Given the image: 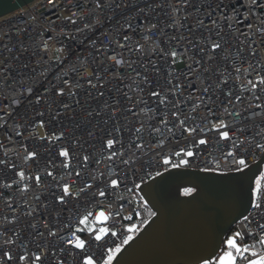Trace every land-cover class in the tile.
<instances>
[{
  "label": "built area",
  "instance_id": "built-area-1",
  "mask_svg": "<svg viewBox=\"0 0 264 264\" xmlns=\"http://www.w3.org/2000/svg\"><path fill=\"white\" fill-rule=\"evenodd\" d=\"M264 152V0H32L0 16V264H105L137 186ZM264 264V185L227 236Z\"/></svg>",
  "mask_w": 264,
  "mask_h": 264
},
{
  "label": "water",
  "instance_id": "water-1",
  "mask_svg": "<svg viewBox=\"0 0 264 264\" xmlns=\"http://www.w3.org/2000/svg\"><path fill=\"white\" fill-rule=\"evenodd\" d=\"M31 1L0 0V16ZM263 164L264 152L240 169L171 167L140 183L137 191L153 214L108 264L210 261L229 228L246 214ZM185 187L192 190L183 193Z\"/></svg>",
  "mask_w": 264,
  "mask_h": 264
},
{
  "label": "rangeland",
  "instance_id": "rangeland-1",
  "mask_svg": "<svg viewBox=\"0 0 264 264\" xmlns=\"http://www.w3.org/2000/svg\"><path fill=\"white\" fill-rule=\"evenodd\" d=\"M261 178L264 181V164H263L262 171L258 174V176L255 178V181H254V186H253L254 199L258 198V196L261 192V189L264 185V182L261 181L262 180ZM144 205H145V203H144ZM152 214H153V211H152V213L150 212V215L148 216V218ZM148 218H145V220L141 223V225L139 226V228L137 230H135L133 232H129V238H127L124 242H122L119 246H117L116 248H114L111 251V253L107 259V262L105 264H108L111 261V259L114 257L116 252L123 246V244L125 242H127L142 227V225L147 221ZM238 248H239V246H238L236 241L230 239L229 237H226V238H224V241L222 243V247L218 250L217 254L211 260H212V262H215L216 264H234L235 256L230 251L231 250L237 251ZM203 264H210V261H205V263H203Z\"/></svg>",
  "mask_w": 264,
  "mask_h": 264
},
{
  "label": "trees",
  "instance_id": "trees-1",
  "mask_svg": "<svg viewBox=\"0 0 264 264\" xmlns=\"http://www.w3.org/2000/svg\"><path fill=\"white\" fill-rule=\"evenodd\" d=\"M262 179V178H261ZM261 181H263V179L261 180ZM264 182V181H263ZM192 190V188H190V187H185V188H183L181 191L183 192V193H188V192H190ZM136 194H137V196L144 202V200L142 199V197H141V195L139 194V192L137 191V189H136ZM254 195V194H253ZM254 197V196H253ZM145 203V202H144ZM145 206H146V208H147V215H146V218H148V216L150 215V212L152 213V211H151V209L146 205V203H145ZM230 229V228H229ZM228 232V231H227ZM227 232H226V234L224 235V238H226V236H227ZM224 241V240H223ZM223 243V242H222ZM221 247H222V245H221ZM220 247V248H221ZM211 262H212V260H210V264H211ZM203 263H205V261L204 262H202V263H199V264H203Z\"/></svg>",
  "mask_w": 264,
  "mask_h": 264
}]
</instances>
